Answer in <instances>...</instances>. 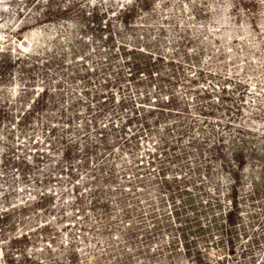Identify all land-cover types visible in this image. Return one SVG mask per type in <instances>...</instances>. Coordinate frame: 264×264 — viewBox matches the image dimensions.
<instances>
[{
  "label": "rangeland",
  "instance_id": "374dc122",
  "mask_svg": "<svg viewBox=\"0 0 264 264\" xmlns=\"http://www.w3.org/2000/svg\"><path fill=\"white\" fill-rule=\"evenodd\" d=\"M0 264H264V0H0Z\"/></svg>",
  "mask_w": 264,
  "mask_h": 264
},
{
  "label": "trees",
  "instance_id": "16d2710c",
  "mask_svg": "<svg viewBox=\"0 0 264 264\" xmlns=\"http://www.w3.org/2000/svg\"><path fill=\"white\" fill-rule=\"evenodd\" d=\"M231 215V214H230ZM6 216H8V214H4V217H6ZM230 218V217H229ZM14 240H16V239H14Z\"/></svg>",
  "mask_w": 264,
  "mask_h": 264
}]
</instances>
